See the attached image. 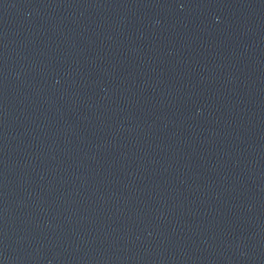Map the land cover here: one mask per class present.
Instances as JSON below:
<instances>
[{"label":"water","instance_id":"obj_1","mask_svg":"<svg viewBox=\"0 0 264 264\" xmlns=\"http://www.w3.org/2000/svg\"><path fill=\"white\" fill-rule=\"evenodd\" d=\"M0 264H264V0H0Z\"/></svg>","mask_w":264,"mask_h":264}]
</instances>
